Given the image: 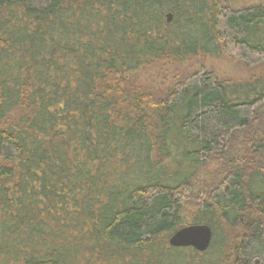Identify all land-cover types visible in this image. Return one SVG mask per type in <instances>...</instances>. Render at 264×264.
Here are the masks:
<instances>
[{
  "label": "trees",
  "instance_id": "obj_1",
  "mask_svg": "<svg viewBox=\"0 0 264 264\" xmlns=\"http://www.w3.org/2000/svg\"><path fill=\"white\" fill-rule=\"evenodd\" d=\"M208 54L263 65L264 3L0 0V264H264V76Z\"/></svg>",
  "mask_w": 264,
  "mask_h": 264
},
{
  "label": "rangeland",
  "instance_id": "obj_2",
  "mask_svg": "<svg viewBox=\"0 0 264 264\" xmlns=\"http://www.w3.org/2000/svg\"><path fill=\"white\" fill-rule=\"evenodd\" d=\"M237 2L238 4H248L253 2L264 3V0H237ZM199 60H202L204 62L203 64H205V66L209 70L214 71L219 77L232 79L237 82H244L252 78L264 76V64L260 66H248L238 59L227 56H211L210 54H208L204 57L200 56L196 60H192L189 65L185 66L193 69L197 66ZM144 73L142 75L143 78H148L149 83L152 84H154V82L160 84L164 79L165 81L170 80L169 74L161 77L157 75L154 70H150L145 74ZM188 223L191 224V222ZM166 242L167 240L165 236H160L155 245L158 247V249H161V247H163L164 245L168 246Z\"/></svg>",
  "mask_w": 264,
  "mask_h": 264
},
{
  "label": "water",
  "instance_id": "obj_3",
  "mask_svg": "<svg viewBox=\"0 0 264 264\" xmlns=\"http://www.w3.org/2000/svg\"><path fill=\"white\" fill-rule=\"evenodd\" d=\"M171 14L168 21H171ZM213 238V231L208 224H188L179 228L170 238L169 243L173 247H193L198 251L209 248Z\"/></svg>",
  "mask_w": 264,
  "mask_h": 264
}]
</instances>
